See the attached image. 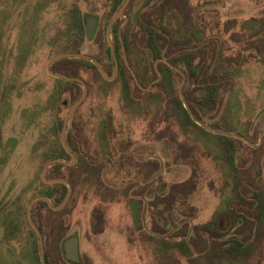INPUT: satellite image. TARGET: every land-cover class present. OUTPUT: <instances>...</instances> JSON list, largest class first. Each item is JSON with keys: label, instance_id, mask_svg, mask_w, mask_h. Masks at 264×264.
Returning <instances> with one entry per match:
<instances>
[{"label": "rangeland", "instance_id": "rangeland-1", "mask_svg": "<svg viewBox=\"0 0 264 264\" xmlns=\"http://www.w3.org/2000/svg\"><path fill=\"white\" fill-rule=\"evenodd\" d=\"M139 3V0L134 1L130 16H134ZM75 6L83 17L96 15L101 21L95 38H85L81 53L100 58L102 64L110 67L106 22L113 15L112 0H0V225L5 215L12 216L14 224L9 231L15 229L12 237L11 232H3L0 228V264H35V238L28 227L24 208L28 209L27 200L41 191V172L55 144L51 135L55 117L65 119L75 104L69 103L71 98L68 89H64L46 71L52 57L73 53L70 26ZM174 7L177 15L186 24L191 22V26H195V31H199L204 40L202 43L198 41L183 45L181 48L184 52H194L202 45L204 48L213 47L219 42L217 45L223 47L224 65L235 64L230 69L228 67L227 82L218 96L219 111L216 115H206L205 124L218 120L224 130L217 132L241 134L252 138L254 143H261L260 137L264 136V32L261 31L264 30V0H176ZM252 19L260 21L262 28H257L259 24H245ZM173 31L175 29L169 27L164 32L168 35L161 34L158 27L160 40L166 38L167 43V36L172 39ZM187 33L184 28L180 29L174 33L175 41L180 39L181 43H185L182 39ZM140 37L138 50L141 52L133 53L132 57L140 58L141 55L148 65H153L154 58L145 48L149 35L143 31ZM165 47L163 44V51ZM163 57L167 59L165 55ZM210 62L211 59L206 58L202 70ZM197 63H200V59L196 60ZM177 68L183 70L184 66L181 64ZM202 70L198 72L200 79L185 80L182 96L184 90L191 95L192 91L202 87ZM151 74L153 78L156 76L155 73ZM81 75L89 83V93L73 117L75 127L84 129L90 149L88 152L97 153L101 150L97 143L99 134L106 135L111 126V136L105 137L109 143L106 150L109 149L108 153L117 147L119 151L115 153L113 150L115 157L112 162L102 164L101 179L104 186H80L72 194L69 209L63 217L66 235L61 239L60 247L63 248L68 238L76 236L79 238L83 264H159L155 243L148 244L147 238L140 237L146 233L161 235L149 223L151 212L148 207L151 201L144 193L141 196L134 193L153 189L156 195L161 184L167 186L168 197L156 204V209L161 214L175 213V226H170L172 233L175 230L181 234L187 231L186 227L181 229L180 226L188 223L194 231L193 238H196L199 236V227H211L219 214L228 209L227 203L234 200L235 181L243 178L242 166L251 164L250 156L244 154L250 147L238 145L240 173L238 177L229 176L226 163L216 159L220 157V151L215 140L207 141L198 137L194 129L184 132L173 118L169 119L168 124L159 125L154 118L156 113H162L163 108L154 103L149 104L147 95L139 97L135 93L133 97L142 100V103L139 104L138 100L136 105L131 104L122 95L119 81L106 84L92 71L82 72ZM129 82L131 89L137 90L133 82ZM182 82L180 77L173 75L175 89L180 90ZM62 89L60 104H51V95ZM158 89L152 88L151 94L158 93ZM194 95L199 97L200 93L195 92ZM131 142L132 147L127 146ZM260 153L264 154V151ZM122 154L146 163L147 170L154 169L153 178L146 181L136 175L129 165L121 170L115 169L113 165ZM261 162L263 164V158ZM63 173L68 176L66 170ZM104 187L111 188L115 194L104 190L107 192L104 198L106 203L99 205L102 200L95 191H102ZM130 199L141 201V215L130 204ZM152 205L151 210H154ZM41 213L38 222L47 226L52 216L46 210ZM137 215L141 216L144 232L136 225ZM251 233L252 230L246 227L241 238L248 240ZM258 233L260 236L251 243L248 253L239 257L226 256L223 262L217 259L213 263L264 264V226L259 228ZM43 237L46 242V237ZM176 241L178 238L170 242ZM191 244L195 252L196 241ZM55 248L54 245L49 248V264H69L64 260L62 251H58L59 256L55 255ZM177 254L167 259L166 255L162 258V264H177L180 259ZM182 263L188 264V261L183 258Z\"/></svg>", "mask_w": 264, "mask_h": 264}, {"label": "trees", "instance_id": "trees-1", "mask_svg": "<svg viewBox=\"0 0 264 264\" xmlns=\"http://www.w3.org/2000/svg\"><path fill=\"white\" fill-rule=\"evenodd\" d=\"M124 0H113V8H112V14L117 11ZM111 19H108V22H106V25L109 23ZM171 20L174 22L175 31H179L183 27H189V24H183L181 22V19L178 17H171ZM85 18L83 17L81 11L77 6H75L72 10V21H71V36L72 41L74 44V50L73 53H81L80 48L82 47L83 43L85 42L86 38V32H85ZM260 23V21H256L254 19L248 20L245 22L246 25H254L257 26ZM262 28L259 24L257 28ZM189 33H187L186 37L182 39L181 41H175L176 35L174 33H171V37L169 39V36L167 40H169L166 43V38L161 39L163 41V44L166 45L165 47V55L169 62L175 66L178 67L179 65H183L184 69L181 70L183 73H186V79H200L198 72L200 69L202 70L203 63L205 62L206 58H210L211 62L210 64L206 65L205 68H203V78H201L202 81V87L195 89V91H192V94L189 95L188 92L184 90L183 91V97L194 113L195 119L205 124V116L212 113H218L219 108V102H218V96L220 94L221 89L224 87V83L227 82L225 79L229 73L227 72L231 66L235 64L229 63L228 65H224L223 63V47L218 46L217 42L215 44V49L213 47L204 48V45L200 46L198 50H193L194 52H184L181 47L183 45H189L193 42L197 43L200 41L202 43L204 40L202 39L203 36L200 37L199 31H195L193 29L187 28ZM261 31L264 32V30L261 29ZM165 35H168V33H164ZM174 34V39H173ZM149 40H148V47L151 49V51L154 54V58L161 57V50L158 49V43L160 41V38H158V34L154 31H151L148 33ZM167 49V50H166ZM209 49V51H208ZM172 55V58L169 57ZM107 57L110 61V67H111V53L109 47L107 48ZM171 58V59H170ZM100 65L103 67L105 73L110 76L111 72L110 69L108 70L105 66V64H102L100 58H96ZM166 59V58H164ZM200 59V63L195 64L196 60ZM229 67V69H228ZM124 69L121 72V76L125 74H129L128 70L126 69L125 65L122 66ZM227 68V69H226ZM160 70L163 75V79L155 85V87L161 86L162 88V95L159 93H154L152 95L147 96L148 103H154L160 107H162V116L160 117L159 113H156V116L154 118L155 122H158L159 125L162 123L168 124L169 119L173 118L175 122L179 125V127L184 130V132H188L190 129H194V133L198 135V137L203 138L205 140H215L218 144V148L220 151V157H216L218 161L222 160L226 163V166L228 168L229 176L232 177H238L240 170L238 168V145L244 144L246 148L250 145H247L243 143L242 141L238 139H234L227 136H220L216 135L214 133H211L210 131L205 130L204 128L200 127L195 123V121L192 119V117L188 114L185 107L183 106V103L179 99L178 96V89H175L174 83H173V75H177L182 80V75L175 72L171 67L166 65V63H162L160 66ZM210 72V75H208V71ZM52 71L56 72L61 75L68 76L70 78H77L82 81H84L87 86L89 87V83L86 78H84L81 74L87 73L89 71H92L96 74V76L102 80L104 83L109 84V82L105 81L98 70L95 67L94 62L84 60V59H62L56 61L52 66ZM154 71V69H153ZM222 72V73H219ZM155 73V72H154ZM156 74V73H155ZM202 76V74H201ZM58 83H61V85L68 89L70 93V104L76 103L78 99L81 96L82 88L80 85L76 83L66 82V81H60L57 80ZM126 83H128L127 79H125ZM128 88V87H127ZM130 87L128 88V90ZM195 92L200 93L199 97H196L194 95ZM61 94H63V89L54 92L50 97L51 104H54L55 106L60 104V97ZM131 95V94H130ZM130 95L126 94V98L134 102L132 98H130ZM194 95V97H193ZM47 107V106H46ZM170 111H167L169 110ZM76 116V115H75ZM158 116V117H157ZM75 118V117H74ZM74 118L71 122L70 128L67 132V145L69 149L73 152L77 151V129L75 127V121ZM212 118V117H211ZM64 118L55 117V124L53 128L51 129V135L54 138V145L52 147V150H50V154L48 155L50 158L45 163V165L52 161V160H63V161H70V156L65 152V150L62 147L61 144V130L63 127ZM171 125V124H170ZM213 130V132L216 131H223L224 129L221 127V124L219 121H215L211 124H207ZM109 136V128L108 133L106 135H102L101 137ZM245 137V136H244ZM41 142H39L40 144ZM38 144V145H39ZM105 148L108 147V143H104ZM123 150V149H122ZM259 152V150L255 149L253 146L248 148V151H245V155L251 156V154H255ZM251 158V157H250ZM256 160V159H255ZM254 160V161H255ZM251 161L253 159L251 158ZM82 166L80 164L76 165L75 167H67L64 165H54L52 166L48 172H47V179L48 180H55V179H65L69 181L73 187V194L76 193L78 188L80 186H89L92 185L93 187H99V185H103L104 183L101 179L100 174L95 173L96 168H94V161H83ZM44 165V166H45ZM98 165L97 163L95 164ZM84 168V172H81L80 170ZM66 170L68 173V176L64 175L63 171ZM100 170V169H99ZM254 167L251 163L250 166L247 168H243L241 171L243 178L238 179L235 181V198L234 200H230L229 203H227L228 209L223 211L218 216V220L214 222V224L210 226H201L199 227L198 235L196 238H193L192 232L193 229L191 228L190 224L186 223L184 226H180L181 229L186 227L187 231H184L181 233H176L177 230H175L173 233L170 230V226H175L174 219L175 213H160L156 209V204L158 201L153 202L154 210L150 209L151 212V218L156 224L157 216L158 218H162V224H163V230L160 233L162 235V238H147L146 242L148 244L155 243V255L156 257H159L156 260L159 264L163 263L164 257L166 259L172 255H176V252L179 254L178 263L177 264H183L182 260L183 258L188 261V264H204L206 261L210 262V264H215L217 259H221L223 262V259L225 258L223 253V249L227 245L224 242H221L220 238L223 237V234L228 228V225H232L233 227H236L240 220L243 221L244 224H247L249 219H256L259 223L258 228L261 227V225L264 223V193L260 192H252L251 189L248 190V187L258 186V178L261 175V171L255 172ZM67 177V178H66ZM39 186H40V192H38L35 196L30 197L29 200H27V203L31 202L32 199L38 197V196H44L47 197L53 204L54 207L60 206L66 195H67V187L63 184H54V185H47L42 182L41 179H39ZM243 187L244 191L241 193L239 192V189ZM168 189L167 186L164 185L163 189V198L162 200H166L168 195ZM257 200L258 205H256V209H253V199ZM21 201V199H19ZM183 203V202H182ZM183 207V205H181ZM69 209V205L60 212H53L49 206L44 202H37L32 210V220L38 227L39 231L42 233L43 236L46 237L45 242V262L46 264H49L50 260L48 258V253L50 246H55V255L59 256V250L63 253V248L61 249L60 243L62 242V238L66 235V227L63 222V217L67 213V210ZM24 215L27 219V208H24ZM42 210H46L48 215L52 216V220L48 221L47 226H42L38 221L42 215ZM11 214V213H10ZM8 215H5V218L3 219L2 226L4 228V231L7 232L10 230V228L13 226L8 221ZM185 219V218H183ZM136 223H139V216L137 215L135 217ZM165 223V226H164ZM28 227L31 229V234L35 238V252L37 253V257L35 259V264H42L40 260L39 255V247H38V239L34 231L32 230L28 219H27ZM181 224V220H180ZM228 224V225H227ZM173 229V228H172ZM185 230V229H184ZM15 229L9 231L14 233ZM164 236V238H163ZM166 236H169L168 238H165ZM178 238V241L176 242H170L171 240ZM180 238H182L180 240ZM155 239V240H154ZM170 239V240H169ZM235 240V245L231 248L234 252L229 254V256H239L243 253H246L250 250L251 244L249 242H240ZM196 241V251L193 252L191 249L192 242ZM191 244V246H190ZM193 247V246H192ZM177 254V255H178ZM54 255V256H55ZM63 258V257H62ZM163 258V259H162ZM59 259V258H57ZM65 260V258H64ZM226 260V259H224ZM66 261V260H65ZM54 264H61V262H54Z\"/></svg>", "mask_w": 264, "mask_h": 264}, {"label": "flooded vegetation", "instance_id": "flooded-vegetation-1", "mask_svg": "<svg viewBox=\"0 0 264 264\" xmlns=\"http://www.w3.org/2000/svg\"><path fill=\"white\" fill-rule=\"evenodd\" d=\"M134 1L136 2V0H131L129 5L127 6V8H126V10L124 12V18L123 19H119L113 25V27L111 29V37H112V43H113L114 48H115V58H116V61H117V66H118V73H117V75H116V77H115V79L113 81H107V82H109V83H114V82H118V81L121 82L122 95L124 96V98H126L127 92H128L129 95L131 94L130 98H132L134 102L132 103V101L129 100L128 98H126V100L130 101L131 104H135L136 105L137 103H135V102L138 101L139 99H136L135 96L133 97V93H135L136 96H139V95H147V96L152 95L151 94L152 88H154L155 85L158 84L163 79V75H162V72L160 70V66H161L162 63H166V65L171 67L175 72H177L180 75H182V80L184 79V83H185V80H186V75L181 70H179L177 67L173 66L169 62L168 59H166V60L164 59L165 57H163L164 56L163 54H165V53L163 51V41H161V40L159 41L158 47H157L158 49L161 50V55H162L161 57L154 58V54L151 51V49L148 47V44L145 46L146 50L149 51L151 57L154 58V64L153 65H148L146 60L143 59V57H141V55H140V58L139 57L138 58L137 57H134V58L132 57L133 53L138 54V53L141 52L140 49L138 50V48L140 46L139 43H138V38H141L140 37L141 32L145 31L147 33H150L151 31H154V32H156L159 35L161 32L158 33V27H160V29L162 31L161 34H163L165 32V30L167 28H169V27H171V29H176L177 28V27H175L174 22L171 20V17L174 18L175 16L181 19V17H179V15H177V13L175 11L174 3H175L176 0H139L140 3H139V6H137V10L135 11L136 13L134 14V16H130L129 15V11L133 8ZM112 8H113V0H112ZM118 10L115 11V13L112 15L111 21L113 20L114 16L117 14ZM95 17L97 18V24L95 25V32H94L93 39L95 38L96 33H97V31H98V29L100 27V23H101L100 18L97 17L96 15L87 16L86 18L84 17L85 18L84 27H86V23H87L88 20H91V18L93 19ZM193 19L194 18L192 16V20ZM181 22H183V24H186L185 21L182 20V19H181ZM109 23H108V25H109ZM108 25H107V27H108ZM190 26H191V22L189 23V27H183V28L185 30H188L187 28H190ZM107 27H106V30H107ZM191 29L195 30V26L192 25ZM115 38H116V41H115ZM158 38H159V36H158ZM89 56H91V55H89ZM91 57H93V56H91ZM130 57H132L133 59H131ZM93 58H95V57H93ZM111 58H112V56H111ZM123 65H125V67L128 70L129 74H125L124 76L123 75L121 76V72L124 70L122 68ZM105 67L108 70L110 69L111 75L109 77H113L114 76V68H115L114 59L112 58V60H111V67H109V66H105ZM174 68H177L179 70V72L176 71ZM153 69H154V71H153ZM154 72L156 73V76L153 78L151 73L154 74ZM125 79H127L128 83H126ZM129 80H131L133 82V85L136 86L137 90L136 89H134V90L131 89ZM127 87L128 88L130 87V89L128 90ZM88 93H89V88H88ZM158 93L160 95H162V93H163L161 86H159ZM178 94H179V90H178ZM87 97H88V94H87ZM138 102H139V104H141L142 100H139ZM204 126H207L209 128V130H207V131H210L211 133H216L217 132V131L213 132V130H211V128L207 124H204ZM221 127H222V125H221ZM108 128H109V136H111L112 127L110 126ZM238 135L242 136L247 141H245V140H243L241 138H236V137H231V138L238 139V140L242 141L243 143H245L247 145H250V147L253 146L255 149L259 150V152L255 153V154H251V156H250L253 159V161H251V163H252V165H253V167L255 169L254 171L255 172L261 171V175L258 178L259 185L258 186H253V187H248V190L251 189L252 192L264 193V171H262V169H264V162H263V164L261 162V158H263V161H264V154L260 153L261 151H264V148H263L264 147V136L260 137L259 142H261V143L257 144V143H254L253 142L254 140L252 138H249L248 136L244 137L241 134H238ZM84 136H85L84 129L82 127H77V138H76L77 151L76 152H73L71 150L70 151L77 158L76 165L81 163L80 165L82 166V164H83L82 162L83 161H89L90 162V161L93 160L94 161V168H96L95 170H98V171H95V173H98L97 175L100 174V176H101V174H102V169L101 168L103 167L102 164L107 163V162L109 163L110 161L112 162L113 158L115 157L114 156L115 154L113 153V150H114L115 153L118 152L119 150H118L117 147H115L114 149H111L109 151L110 153L109 152L107 153V151L109 149L106 150L108 147L105 148L104 143L105 142L108 143V140H106L107 138H105V139L101 138V135L99 134V138H97V143H98V145L101 148L100 152L98 151L97 153H89L88 151H90V149H89V145H88V140ZM113 139H114V137H113ZM130 144H128L127 146H131L132 147L133 143L131 142ZM108 145H109V143H108ZM127 146H126V148H127ZM126 148H121V149H126ZM122 152H124V151H122ZM258 153H260V155ZM257 154H258V156H257ZM122 156H123V154H122ZM122 156L119 158L120 160L118 162L116 161V164L113 163L114 164L113 167L115 169L121 170L120 168H126L129 165L130 168L132 167L134 169V171L136 172L135 173L136 175L142 176L146 181H149V178H153V175L155 173V172L153 173L154 169L147 170V164L146 163H144L142 161L137 162L136 160H134L135 158H131V156H127V155L123 156V157ZM243 156L244 155H242V157ZM242 157H240V158H242ZM105 159H108V161L107 160L105 161ZM70 161H71V157H70ZM96 163L98 164L97 166L95 165ZM250 165H247L245 167H243L242 165L241 166H242V168H247ZM261 167H263V168H261ZM70 168H72V167H70ZM84 170L85 169L82 168L80 171L84 172ZM163 189H164V185L161 184L159 186V188L157 189V191H156V195L154 194V190L153 189H147L146 191L144 190L145 192L134 193V194H139V196H141L140 194L144 193L145 196L150 199L151 203H149V207H148L149 211H150L151 205L153 204L154 201L157 200L158 201L157 204H160V202H162ZM104 190H107V192H108V190L111 191V188L104 187L102 191H99L97 189L95 191L96 195L98 197H100V199L102 200L101 202H99V205H102V204L106 203V201H104V198H105V194L107 192L104 191ZM243 191H244V188L241 187L239 189V192L242 193ZM112 193L115 194V192L111 191V194ZM128 194H129V192H128ZM130 202H131L130 203L131 205H134V209L135 210H139L138 214L141 215L140 214V212L142 211V209H141V201H133V200H131ZM253 203H255V204H253V209H256V205H258V203H257V200L255 198L253 199ZM140 218H141V216H139V219ZM7 219L9 221V223H11V225L14 224V222H13L14 219H13L12 216L8 217ZM139 221H141V222L140 223H136V225H139V227L141 228V231L144 232V226L142 224L143 221H142V219H140ZM156 221L157 222L155 224L154 221L151 218V221L149 223H151L150 225L154 227L155 232L157 234H160L162 232V230H163L162 218L161 217L158 218V216H157ZM258 226H259V223L254 218L253 219H249L247 224H244L243 221L240 220L239 224L236 227H233L232 225L229 224L228 228H226V230H225V232L223 234V237L220 238L221 242H224V243L227 244L225 246V248L223 249L224 257L229 256V254L234 252L231 249L235 245V240L234 239H236L237 241H240V242H244V243L245 242H249L250 244L255 239H257L260 236V233H258V231H259ZM263 226H264V224L261 227H263ZM246 227H248V228H250L252 230V233H251L250 237L248 238V240H245V239L241 238L242 233H243V231H244V229ZM0 228L2 229L3 232H5L2 224L0 225ZM135 228H137V226L134 227V229ZM7 232H9V231H7ZM14 234L15 233L11 232L10 235L13 237ZM225 234H226L227 238L223 239ZM140 237H143V238H149V237L150 238H162V235H154V234L148 235L146 233V234H141ZM136 241H138V239L135 240V242ZM135 242H133V243H135ZM79 252H80V248H79ZM79 255H80V253H79ZM80 260H81L80 264H83L81 255H80ZM67 263H69V262H67ZM69 264H71V263H69Z\"/></svg>", "mask_w": 264, "mask_h": 264}, {"label": "water", "instance_id": "water-1", "mask_svg": "<svg viewBox=\"0 0 264 264\" xmlns=\"http://www.w3.org/2000/svg\"><path fill=\"white\" fill-rule=\"evenodd\" d=\"M131 2V0H124V2L122 3L120 9L118 10L117 14L114 16L113 20L109 23L107 30H106V40L110 49V53L112 58L114 59V63H115V68H114V76L113 77H109L104 69L102 68V66L100 65V63L93 57L84 54V53H63V54H58L54 57H52L46 67V71L47 73L54 79L56 80H60V81H66V82H71V83H76L78 85H80L83 89V93L82 96L80 97V99L72 106V108L70 109V111L67 113L64 122H63V127L61 130V144L63 149L65 150V152L71 157V161L70 162H66L63 160H52L50 162H48L42 172H41V180L43 183L47 184V185H54V184H63L67 187V195L63 201V203L58 206V207H54L52 202L44 196H38L34 199L31 200V202L28 205V209H27V218H28V222L32 228V230L34 231V233L37 236L38 239V247H39V255H40V260L42 264H46L45 262V241H44V237L42 235V233L39 231L38 227L36 226V224L33 222L32 220V210L35 206V204L37 202H44L46 203L49 208L54 211V212H60L62 210L65 209V207L68 205L72 194H73V187L71 185V183L65 179H55V180H48L46 178L47 172L48 170L54 166V165H64L67 167H74L77 163V158L76 156L70 151L68 145H67V132H68V128L70 126V123L73 119V117L75 116L77 110L81 107V105L83 104V102L85 101V99L87 98V94H88V86L87 84L77 78H70L68 76L65 75H61L58 73H55L52 71V66L53 64L58 61V60H62V59H84V60H88V61H92L95 64L96 69L98 70V72L100 73L101 77L105 80V81H113L118 73V66H117V61L115 58V48L114 45L112 43L111 40V29L113 27V25L119 20V19H123L124 18V12L127 8V6L129 5V3ZM97 24V18H91V20H88L86 23V27H85V32H86V39L87 40H92L93 36H94V32H95V25ZM176 71L179 72V70L177 68H174ZM160 75V74H159ZM183 84H184V79L181 85V88L179 90V98L181 100V102L183 103V106L185 107L186 111L188 112V114L194 119L195 123L197 125H199L200 127L205 128L206 130H209V128L207 126H204L203 123H201L200 121L195 119L194 114L192 113V111L190 110L189 106L187 105V103L185 102L183 96H182V88H183ZM216 135H220V136H225L227 134L223 133V132H216ZM228 137H236V138H241L245 141H247L245 138H243L240 135H232L229 134L227 135ZM63 253H64V258L67 262L71 263V264H80L81 260H80V255H79V239L76 236L70 237L68 238L64 243H63Z\"/></svg>", "mask_w": 264, "mask_h": 264}]
</instances>
